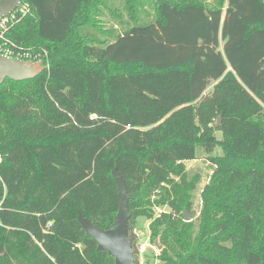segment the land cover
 <instances>
[{"label": "trees", "instance_id": "16d2710c", "mask_svg": "<svg viewBox=\"0 0 264 264\" xmlns=\"http://www.w3.org/2000/svg\"><path fill=\"white\" fill-rule=\"evenodd\" d=\"M108 1L24 0L7 32L49 68L0 87V264H115L79 222L114 227L115 167L135 254L146 217L162 264H264V0H152L148 23L126 0L133 26L100 41L87 30ZM198 147L223 154L195 227L178 214Z\"/></svg>", "mask_w": 264, "mask_h": 264}, {"label": "rangeland", "instance_id": "374dc122", "mask_svg": "<svg viewBox=\"0 0 264 264\" xmlns=\"http://www.w3.org/2000/svg\"><path fill=\"white\" fill-rule=\"evenodd\" d=\"M154 3L155 1L152 0H140V4L137 5V22L148 23L153 19ZM107 5L109 8L107 9L102 6L101 14L96 16L99 20L97 26H90L89 30H87L89 34H91L92 38L100 41L106 38L112 40L117 34L123 33L126 29L130 28L134 24V20L130 18L129 12L127 10L126 0H109ZM113 28L115 29L114 31L111 30ZM103 32H106V34ZM109 32H112L113 36L108 34ZM84 34L87 35L86 33ZM39 55L40 54H36V56ZM41 58H44L45 60L47 56L43 57L41 55ZM213 86L214 84L209 87L207 93H210L213 90ZM216 136L219 140H221L222 133L217 131ZM222 154L223 151L221 147H217L214 153L211 155L207 154L201 147H198L197 159L185 162L189 179L192 180L197 178L198 184L196 189L190 193L192 210H185L190 216V221H185V211H182L181 214H178V217L181 216V220L184 223H191L195 227H198L200 224L204 209V199L202 193L206 186L211 183V177L215 170V166L212 164L209 157L220 156ZM154 211L155 214L159 216L161 213H169L170 208L167 206L155 207ZM149 223L150 221L146 217H139L131 223V226L134 228V233L137 237V254H135V261H137L138 264H162L158 260V255L160 254L161 248L158 247L154 242L150 241ZM144 244H148L149 246H146L145 249H143L144 252H141L139 246Z\"/></svg>", "mask_w": 264, "mask_h": 264}, {"label": "water", "instance_id": "95a60500", "mask_svg": "<svg viewBox=\"0 0 264 264\" xmlns=\"http://www.w3.org/2000/svg\"><path fill=\"white\" fill-rule=\"evenodd\" d=\"M24 0H1L0 19L9 16L20 7ZM48 66L43 61H30L0 55V87L6 80L14 82H24L32 80L44 71ZM222 122L219 116L214 124L217 129ZM112 175L117 182L120 203L119 210L114 219V227L107 231L99 230L88 218H79V222L85 233L98 244L99 251H106L114 258L115 264H136L133 243L129 236V225L132 217L129 209L131 196L128 194L126 184L119 175L117 167L114 168ZM186 222L190 221L187 211L184 213Z\"/></svg>", "mask_w": 264, "mask_h": 264}, {"label": "built area", "instance_id": "2783aa9c", "mask_svg": "<svg viewBox=\"0 0 264 264\" xmlns=\"http://www.w3.org/2000/svg\"><path fill=\"white\" fill-rule=\"evenodd\" d=\"M1 1V0H0ZM29 6L21 4L18 9H16L12 14H10L7 17H4L0 19V55H5L7 57L12 58H18L23 60H30V61H42L41 55L36 56L32 54H21V53H15L14 50H12L8 46L7 41V32L9 29L18 21V16L25 15L29 12ZM2 161V156L0 154V163ZM3 200H0V209L2 207ZM146 246H149L148 244L140 245L139 249L141 252H144L143 249H145Z\"/></svg>", "mask_w": 264, "mask_h": 264}]
</instances>
